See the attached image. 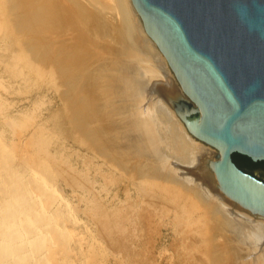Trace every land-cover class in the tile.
<instances>
[{"label": "rangeland", "instance_id": "374dc122", "mask_svg": "<svg viewBox=\"0 0 264 264\" xmlns=\"http://www.w3.org/2000/svg\"><path fill=\"white\" fill-rule=\"evenodd\" d=\"M114 4L0 0L6 29L0 32V127L13 120L2 136L15 146L24 143L22 152L31 157V142L47 130L52 139L45 149L53 157L45 161L56 165L49 170L56 193L72 207L62 210L72 217L63 218L68 233L55 263L231 264L225 245L232 246L214 221L201 219L204 204L195 190L142 164L147 152H129L103 115L101 80L92 77L101 78V68L116 58L107 50L121 48L118 26L129 27ZM241 156L233 155L240 168L264 181V166L248 165ZM218 250L223 259H213Z\"/></svg>", "mask_w": 264, "mask_h": 264}, {"label": "bare ground", "instance_id": "6f19581e", "mask_svg": "<svg viewBox=\"0 0 264 264\" xmlns=\"http://www.w3.org/2000/svg\"><path fill=\"white\" fill-rule=\"evenodd\" d=\"M114 3L121 23H128L129 27L118 26L121 48L107 50L116 58L101 68V78L100 75L92 77L93 81L101 80L98 85L101 109L113 124L110 128L114 129V136L119 143L127 144L129 152L146 151L147 159L141 162L150 163L146 164L150 170L178 176L195 190L204 204L205 215L201 219L214 221L221 237L232 246L225 245L234 260L231 264H264V214L249 209L222 190L214 170L215 163L221 160V152L195 139L180 118L196 110V106L187 98L166 58L145 32L132 0H114ZM2 30L6 32L0 22V32ZM105 53L101 49V60ZM66 57L75 63L74 57ZM18 61H23L22 67L27 68L23 58ZM2 122L0 264H56L55 256L67 232L64 222L69 215L64 214L63 209L70 211L72 207L56 193L49 172L56 165H47L45 161L53 157L52 152L45 149L52 138L43 130L42 138L31 142L35 147L31 148L34 152L29 157L27 151L22 152L24 143L15 146L14 141L11 144L2 136L7 126H13V120ZM38 165L43 168L38 169ZM181 197L188 200L183 193ZM217 217L223 221H217ZM75 224L84 229V224L76 217ZM218 252L213 259H223L224 253Z\"/></svg>", "mask_w": 264, "mask_h": 264}, {"label": "water", "instance_id": "95a60500", "mask_svg": "<svg viewBox=\"0 0 264 264\" xmlns=\"http://www.w3.org/2000/svg\"><path fill=\"white\" fill-rule=\"evenodd\" d=\"M145 32L196 110L180 118L221 152L222 190L264 214V181L233 155L264 162V0H132Z\"/></svg>", "mask_w": 264, "mask_h": 264}, {"label": "trees", "instance_id": "16d2710c", "mask_svg": "<svg viewBox=\"0 0 264 264\" xmlns=\"http://www.w3.org/2000/svg\"><path fill=\"white\" fill-rule=\"evenodd\" d=\"M243 159H244V161L248 164V165H262V166H264V162H253L251 159H249L248 157H246V156H241ZM235 163H236V161H235ZM237 164V163H236ZM238 165V164H237ZM239 167H240V165H238Z\"/></svg>", "mask_w": 264, "mask_h": 264}, {"label": "flooded vegetation", "instance_id": "af4514ba", "mask_svg": "<svg viewBox=\"0 0 264 264\" xmlns=\"http://www.w3.org/2000/svg\"><path fill=\"white\" fill-rule=\"evenodd\" d=\"M242 169V168H241ZM243 170H245V171H247V172H249V173H251L252 174V172H250V171H248V170H246V169H243ZM254 175V174H253Z\"/></svg>", "mask_w": 264, "mask_h": 264}]
</instances>
